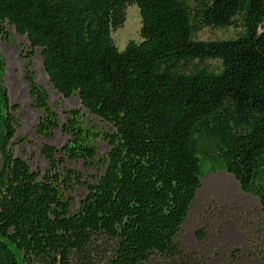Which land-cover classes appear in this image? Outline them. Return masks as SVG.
<instances>
[{
    "label": "trees",
    "instance_id": "trees-1",
    "mask_svg": "<svg viewBox=\"0 0 264 264\" xmlns=\"http://www.w3.org/2000/svg\"><path fill=\"white\" fill-rule=\"evenodd\" d=\"M131 4L142 39L120 50L112 33ZM6 24L40 51L62 95L77 94L115 131L104 133V169L74 210L65 189L80 175L60 172L56 147H42L43 175L14 152L18 105L0 48V264H208L178 240L205 163L264 210V0H0V35ZM231 26L236 37L198 38ZM26 79L44 110L38 131L61 127L64 156L93 162L81 110L59 122L47 88L29 69Z\"/></svg>",
    "mask_w": 264,
    "mask_h": 264
},
{
    "label": "rangeland",
    "instance_id": "rangeland-1",
    "mask_svg": "<svg viewBox=\"0 0 264 264\" xmlns=\"http://www.w3.org/2000/svg\"><path fill=\"white\" fill-rule=\"evenodd\" d=\"M5 26L7 33L0 35V48L7 61L5 81L12 103L18 105L15 111L18 125L14 152L23 156L33 170L43 175L50 169V163L42 147L44 144L56 147L60 172L74 169L80 175V181L73 179L65 189L66 195L72 197L75 210L87 195L88 184L93 183L104 169V160L111 148L104 133L114 132L115 128L82 107L77 94L70 97L62 95L51 84L40 51L32 53L27 36L19 34L10 24ZM141 27L138 5H128L124 25L112 33L120 50H124L131 39H142ZM241 30L233 26L224 29L205 27L198 38L226 39L236 37ZM27 69L33 71L35 79L49 91L50 103L57 112L59 122L66 121L72 109H79L84 114L88 129L95 134L93 144L98 153L93 162L64 156L61 148L70 135L61 127L54 129L51 135L38 131L44 110L33 105L26 79ZM199 230L205 233V237H198ZM178 240L184 250H197L207 256L208 264H264V210L256 197L241 190L233 175L224 169H212L209 163H205L202 186L192 202Z\"/></svg>",
    "mask_w": 264,
    "mask_h": 264
}]
</instances>
